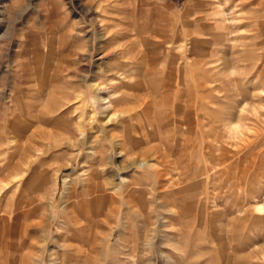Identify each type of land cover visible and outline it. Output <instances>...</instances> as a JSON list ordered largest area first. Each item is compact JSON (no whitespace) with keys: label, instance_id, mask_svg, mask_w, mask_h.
<instances>
[{"label":"rangeland","instance_id":"rangeland-1","mask_svg":"<svg viewBox=\"0 0 264 264\" xmlns=\"http://www.w3.org/2000/svg\"><path fill=\"white\" fill-rule=\"evenodd\" d=\"M0 208V264H264V0H0Z\"/></svg>","mask_w":264,"mask_h":264},{"label":"bare ground","instance_id":"bare-ground-1","mask_svg":"<svg viewBox=\"0 0 264 264\" xmlns=\"http://www.w3.org/2000/svg\"><path fill=\"white\" fill-rule=\"evenodd\" d=\"M91 90H92V92L94 93V97H96L95 95H97V97H96V100H97V103H98V105H99V107H100V110H107V109H109L110 108V105H106L107 103H106V101H104L101 97H100V94H104V93H106V90H105V88H103V87H100V88H98V89H96V90H93L92 88H91ZM92 92H91V94H92ZM91 118H89V120H90ZM88 120V121H89ZM95 154V153H94ZM117 174V173H116ZM100 188H103L101 185L98 187V190H97V192H102V189H100ZM104 191V190H103ZM93 191H92V189H88L87 191H86V193L90 196V194L92 193ZM96 192V193H97ZM118 192V191H117ZM9 195V194H8ZM101 195V194H100ZM81 195L80 194H78L76 197L77 198H79ZM92 197V196H91ZM97 197H98V195H97ZM102 198H103V196H102ZM74 199V198H73ZM89 200V199H88ZM97 200V199H96ZM96 200H95V202H96ZM128 201V200H127ZM94 202V201H93ZM97 203V202H96ZM95 203V205L97 206V204ZM81 204V203H80ZM125 205V204H124ZM80 206V205H79ZM31 207H33V206H31ZM79 210V209H78ZM116 210V209H115ZM37 211H38V208L36 207V208H33L32 210H29L27 213L25 212L24 214H25V217H31V218H36V215H37ZM73 213V212H72ZM15 214V213H14ZM17 214V213H16ZM12 215V210L10 211V209L9 210H5V209H1L0 208V223H2L1 225H3V226H5V225H7V216H11ZM83 215V214H82ZM70 216H71V213H70ZM89 216V215H88ZM21 220V219H20ZM19 220V221H20ZM79 220V218H78V216H73L72 217V223L74 224V226H73V228H71V229H74V231H76L77 233L75 234V237H77L76 235L78 234V235H81L82 233H83V225H84V223L82 224V226L80 225L79 226V224L77 225L76 224V222ZM82 221V220H81ZM18 222V221H17ZM84 222V221H83ZM71 223V224H72ZM91 223H92V221H91ZM14 225V224H13ZM37 226V225H36ZM85 226H86V224H85ZM1 227V226H0ZM11 228V227H10ZM90 228V227H89ZM5 229V227H3L2 228V230H4ZM10 230V229H9ZM8 230V231H9ZM86 230V229H85ZM6 231H7V228H6ZM72 231V230H71ZM73 231V232H74ZM1 233H2V235L0 236V247H4V246H6V244H3V242H2V239H3V237H8V236H5V235H7V234H5L4 235V232L3 231H1ZM14 234V233H13ZM12 234V235H13ZM74 234V233H73ZM88 235V234H87ZM70 237H72V236H70ZM79 237V236H78ZM87 237V236H86ZM12 238V237H11ZM61 238H62V236H61ZM73 238V237H72ZM9 239H10V237H9ZM74 239V238H73ZM5 240H6V238H5ZM4 240V241H5ZM8 240V239H7ZM11 241H13V240H11ZM71 241V240H70ZM7 242H9V240L7 241ZM14 243H16L15 241H14ZM74 243V242H73ZM9 244V243H8ZM23 244V243H22ZM54 244H56V243H54ZM58 244V243H57ZM16 246H17V244H16ZM15 246V247H16ZM57 248V247H56ZM58 248H60V250L62 251V252H64V254L65 253H70V254H72V255H74V253H80V251L77 249V250H74L73 248H71V246H69V245H65V244H63L62 243V245H59V247ZM89 248V247H88ZM91 248V247H90ZM9 249V248H8ZM9 251V250H8ZM41 252V251H40ZM85 253V252H84ZM68 255V254H67ZM67 255H65V256H67ZM78 255V254H77ZM79 255H81V253L79 254ZM82 256V255H81ZM63 257V256H62ZM68 257V256H67ZM33 258V257H32ZM27 259V258H26ZM42 260V259H41ZM86 260V259H85ZM57 261V260H56ZM64 261H65V258L63 259V258H60V259H58V262L60 263V264H64ZM69 261H75V262H78V258L77 257H75V255H74V257H69ZM68 261V262H69ZM86 262V261H85Z\"/></svg>","mask_w":264,"mask_h":264}]
</instances>
